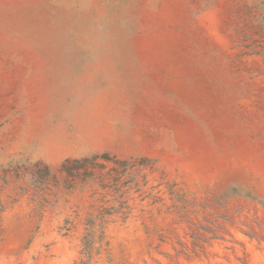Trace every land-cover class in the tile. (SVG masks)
<instances>
[{
  "label": "rangeland",
  "instance_id": "rangeland-1",
  "mask_svg": "<svg viewBox=\"0 0 264 264\" xmlns=\"http://www.w3.org/2000/svg\"><path fill=\"white\" fill-rule=\"evenodd\" d=\"M84 262L264 264V0H0V264Z\"/></svg>",
  "mask_w": 264,
  "mask_h": 264
},
{
  "label": "trees",
  "instance_id": "trees-1",
  "mask_svg": "<svg viewBox=\"0 0 264 264\" xmlns=\"http://www.w3.org/2000/svg\"><path fill=\"white\" fill-rule=\"evenodd\" d=\"M104 160L106 162H114L116 165H125L126 161L117 160L114 157H111L107 154L104 155H96L91 158L84 159H67L61 166L60 171L67 175L68 180H76L80 179L83 183H94L98 182L101 189L110 193L114 192V202L115 206H112L107 209H102V212L97 216L94 220H89L88 222V236H92L95 231H99L101 233V240L99 242V247L96 249V254H100L101 252L108 253V243H104V229L107 224L111 222V216L121 217L123 220L127 218V212H125L127 208V201L125 200L126 191H123L124 185H120V181L122 179V174L118 173L116 170H112L116 172L115 178L113 180L107 181V175H102L94 172L89 169V165H93L94 167L104 168L103 164H99V160ZM111 171V172H112ZM110 175V173H108ZM75 186H70V188H74ZM96 219L99 222H96ZM93 248L85 249L83 253L84 256L88 259L93 255ZM82 264H86L85 262Z\"/></svg>",
  "mask_w": 264,
  "mask_h": 264
},
{
  "label": "crops",
  "instance_id": "crops-1",
  "mask_svg": "<svg viewBox=\"0 0 264 264\" xmlns=\"http://www.w3.org/2000/svg\"><path fill=\"white\" fill-rule=\"evenodd\" d=\"M83 93L82 91H77L75 96L76 97H90V95L88 94H83L82 96H77L79 94ZM64 127V126H63ZM106 129L105 128H96L94 131L98 134V133H102L101 131H105ZM67 132L68 130L66 128H62L60 130H58V132ZM85 131H88L89 133H92V129L90 128H86ZM69 140H72V139H69ZM86 141H88L90 143V147L91 148H94L96 150H103V149H107L109 148V145H107L105 142L108 140V138L105 136V135H99L98 138H94L93 137H89L88 139H85ZM93 142H96L95 144H91ZM67 147H70V148H73V147H79V145H67ZM93 154V153H91ZM87 155H90V154H77V153H68V156H73V157H80V156H87Z\"/></svg>",
  "mask_w": 264,
  "mask_h": 264
}]
</instances>
